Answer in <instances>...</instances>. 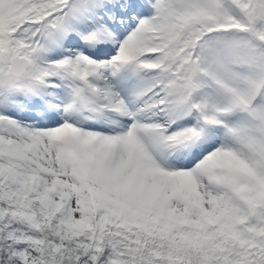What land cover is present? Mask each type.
Returning a JSON list of instances; mask_svg holds the SVG:
<instances>
[{"label":"snow or ice","instance_id":"obj_1","mask_svg":"<svg viewBox=\"0 0 264 264\" xmlns=\"http://www.w3.org/2000/svg\"><path fill=\"white\" fill-rule=\"evenodd\" d=\"M0 264H264V0H0Z\"/></svg>","mask_w":264,"mask_h":264}]
</instances>
